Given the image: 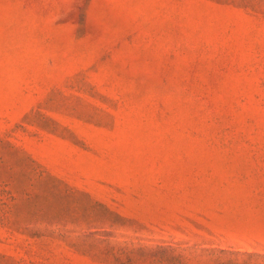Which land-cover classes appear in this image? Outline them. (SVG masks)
<instances>
[{"label": "rangeland", "instance_id": "rangeland-1", "mask_svg": "<svg viewBox=\"0 0 264 264\" xmlns=\"http://www.w3.org/2000/svg\"><path fill=\"white\" fill-rule=\"evenodd\" d=\"M246 253L264 254V0H0V264Z\"/></svg>", "mask_w": 264, "mask_h": 264}, {"label": "trees", "instance_id": "trees-1", "mask_svg": "<svg viewBox=\"0 0 264 264\" xmlns=\"http://www.w3.org/2000/svg\"><path fill=\"white\" fill-rule=\"evenodd\" d=\"M245 255H247L248 260L243 262V264H264V254L246 253Z\"/></svg>", "mask_w": 264, "mask_h": 264}]
</instances>
